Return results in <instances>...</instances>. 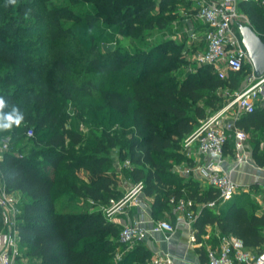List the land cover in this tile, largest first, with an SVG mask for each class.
<instances>
[{
  "label": "trees",
  "instance_id": "16d2710c",
  "mask_svg": "<svg viewBox=\"0 0 264 264\" xmlns=\"http://www.w3.org/2000/svg\"><path fill=\"white\" fill-rule=\"evenodd\" d=\"M185 1L191 2L45 0L47 36L33 38L30 35L39 31L34 26L6 20L4 9L12 5L6 6V0H0V98L6 101L4 113L15 104L24 116L19 127L0 131V136L11 135L9 148L1 152L0 185L9 193L21 192L26 196L18 203L16 227L19 251L31 264H114L118 252L122 256L117 258V264H149L153 254L148 246L139 242L127 249L119 238L123 225L104 213L110 199L121 194L117 181L105 170L111 161L109 150L118 144L123 152L119 155L121 161L130 162L127 173L131 180L143 181L144 193L153 199L151 212L155 220L167 212L175 221V204L171 199L191 198L205 203L195 215L198 234L207 224H217L221 232L236 235L245 246H259L263 250L264 216L250 215L234 200L239 194L230 205L220 206L213 186L206 184L200 190L198 183L172 170L173 164L190 162L181 151L182 141L194 132L201 119L222 107L223 96L217 94V89L226 80L220 79L210 65L183 58L184 43L171 36L145 49L138 46L137 41H142L147 29L168 28L169 22L163 15L168 6ZM156 6L160 13L154 12ZM27 11L22 5L18 21ZM239 11L247 14L264 41V6L242 0ZM82 21L98 28L106 22L100 30L113 45L108 51H100L95 44L89 53L90 63L118 83L121 90L110 93L106 111L90 108L82 114L98 125L120 124L122 130L114 136L107 135L108 140H84L81 133H67L63 124L57 123L51 104L31 89L14 88L17 83L28 84L42 76L47 68L42 51L57 48V43L71 33V25ZM3 35L16 37L7 41ZM75 44H79L77 36L65 43L72 54L77 53ZM58 63L62 65V61ZM242 72L229 76L234 87L238 86L236 81ZM238 124L247 133L263 131L264 99L257 103L254 112L244 114ZM30 129L33 136L26 140ZM227 144L234 145L233 139H228ZM77 145L80 152L75 150ZM253 146L257 159L264 156ZM67 160L72 161L69 168L87 170L91 180L79 181L75 176L67 182L63 180L67 173L63 164ZM212 201L215 205L209 206ZM4 226L0 207V230Z\"/></svg>",
  "mask_w": 264,
  "mask_h": 264
},
{
  "label": "built area",
  "instance_id": "2783aa9c",
  "mask_svg": "<svg viewBox=\"0 0 264 264\" xmlns=\"http://www.w3.org/2000/svg\"><path fill=\"white\" fill-rule=\"evenodd\" d=\"M195 1L198 5L196 16L206 26V30L205 48L199 50L193 56V60L199 65H210L220 79H228L231 74L243 71L245 64L251 62L241 34L236 29V25L243 17L239 11V3L242 0ZM252 1L264 6V0ZM263 89L264 77H257L252 66L243 87L234 91L231 98L221 108L207 116L194 132L183 139L181 151L185 156L191 158L197 151L204 156V162L175 165V171L186 176L195 175L202 179L217 190L219 198L223 201L233 198L240 188L233 180L231 173L223 167L225 144L228 139H233L237 160L243 161L246 158L248 133L239 126L238 121L244 114L254 112ZM29 134H33L32 130ZM124 164L130 166L128 160ZM144 187L145 183L138 181L133 184L126 195L120 198L112 197L104 209L105 215L113 220L118 213L123 212L132 197L142 192ZM171 201L175 204L176 211L188 221L195 219L194 212L189 210L184 199L174 200L172 198ZM134 204H140V202L137 201ZM208 205L214 206L215 201L209 202ZM0 207L5 225L0 233V245L2 246L0 264H13L20 255L17 220L12 216L16 213L17 207L10 199V193L2 185H0ZM173 230L174 225L166 219L154 222L149 228L137 222L128 223L123 226L119 238L120 242L130 249L144 240L146 235ZM218 238V245L210 247L207 251L208 264H264V249L257 254H252L245 249L243 241L233 235L219 234ZM121 256V252L116 254L118 259ZM168 261L169 257L156 258L155 264H167Z\"/></svg>",
  "mask_w": 264,
  "mask_h": 264
},
{
  "label": "rangeland",
  "instance_id": "374dc122",
  "mask_svg": "<svg viewBox=\"0 0 264 264\" xmlns=\"http://www.w3.org/2000/svg\"><path fill=\"white\" fill-rule=\"evenodd\" d=\"M55 2H63V0H55ZM186 3V1H185ZM185 3H175L168 6L163 15L168 20V28L161 29L159 27H153L147 29L143 34L142 41H137L138 46L142 49L148 48L152 44L161 42L162 40L171 36L177 42L184 43L181 56L187 59L190 58L193 60V56L198 52L197 46L187 47L189 38H191L190 30L187 29V20L190 12L187 9H183ZM24 5L28 8V11L24 13L21 21H18L20 17L18 16L21 11V7ZM48 4L45 0H17L15 5L12 7L4 9V14H6V20H14L15 22H21L23 25H31L36 28L39 32L33 33L30 36L33 38H46L47 34L44 32L46 28L47 19L45 18V13L47 10ZM84 11L83 8L79 9ZM154 12L160 13L159 6H156ZM37 15V16H36ZM193 18V17H191ZM239 23H246L251 25L249 17L247 14H243V17L240 19ZM106 22L101 23V28L106 26ZM199 25V23L197 22ZM87 21H82L71 25V33L64 37L57 43V48L52 50L42 51V59L44 60L47 68L42 76H40L36 81L30 82L28 84L17 83L15 87H22L31 89L34 93L41 96L43 101H47L50 106L53 108L56 116L57 123L62 126V129H65L67 133L74 132L75 134L81 133L84 140H108L107 135L114 136L115 132H120L122 127L117 122L107 123L98 125L96 121L91 120L90 118L83 117L82 114H86L90 108L94 110L106 111L108 99L111 92H118L121 88L118 86V83L112 81L110 77L106 76L104 73L97 71L93 68L90 63V51L98 45L100 51H108L111 46V43L107 42V39L104 37V33L101 32V28L95 27ZM181 28V32L178 34L176 31ZM238 32V24L236 25ZM260 36L262 33L255 30ZM4 38L8 40H13L16 35H3ZM26 37L29 35H25ZM73 36L78 37L79 44H75V50L77 53L72 54L70 47H66L65 43L67 40H71ZM136 42V43H137ZM96 44V45H95ZM62 61V65H59L58 62ZM252 67L251 63H246L244 70L239 74L236 84L237 87L232 85V80L226 79L224 85L217 89V94L223 96L222 104H225L233 94L234 91L243 87L245 84L247 74L249 69ZM264 99V89L261 94L260 100ZM68 100V101H66ZM215 112V111H214ZM105 112H103L104 114ZM209 113L207 116L212 114ZM112 114H115L112 112ZM106 115V113H105ZM108 115V114H107ZM115 116V115H114ZM113 116V119H114ZM206 116V117H207ZM205 117V118H206ZM199 121V125L205 119ZM105 120V119H104ZM52 125V123H51ZM196 127V128H197ZM31 130V129H30ZM27 131L26 140L33 136ZM11 135H1L0 136V157L1 152L5 149H8V143L10 142ZM30 147L32 145H29ZM121 145L111 147L109 150V156L111 161L105 166L107 174H110L117 181V190L121 192L120 198L126 195L133 186L134 182L131 180L127 171L129 166H126L122 162L119 155L122 154ZM75 150L79 151L78 145L75 147ZM178 152V149L175 150ZM180 152V151H179ZM120 159V160H119ZM71 160H67L63 164V168L66 169V174L62 177L66 182L70 179L71 176H75L79 181L84 179L90 181V173L87 170H77L69 168L68 164H71ZM183 163L173 164L172 170L179 174L182 177H185L183 174L175 171V165H181ZM26 196L21 192L10 193V199L16 205V213H13L12 216L16 218L19 214L18 203L24 200ZM152 197L147 196L144 191L136 194L130 202L139 201L142 205H146L151 202ZM128 202L127 205L130 204ZM126 205V206H127ZM124 207V209L126 208ZM128 208V207H127ZM124 211V210H123ZM155 257L149 261V264H155ZM119 260H114V264H117Z\"/></svg>",
  "mask_w": 264,
  "mask_h": 264
},
{
  "label": "crops",
  "instance_id": "0c3cea01",
  "mask_svg": "<svg viewBox=\"0 0 264 264\" xmlns=\"http://www.w3.org/2000/svg\"><path fill=\"white\" fill-rule=\"evenodd\" d=\"M190 1L191 2L186 3L185 6L183 5L181 9L182 11L183 9H187L190 12V18L186 19V28H189L191 38H189L186 45L187 47L197 46L199 51L205 48L204 34L206 26L196 16L198 7L197 2L195 0ZM180 32L181 28L176 31L178 34ZM253 145L257 148L258 154L264 152V130L259 133H256V131L252 133L248 132L245 150L246 158L243 161L237 160V153L234 145L227 144L224 149L223 167L227 172L231 173L233 180L240 188V191L237 193L239 195H237L234 200H238L239 205H242L250 215L254 214L256 217L260 218L264 216V156L260 155V159H257L252 151ZM204 159V156L196 151L190 158V162L183 164L192 165L203 163ZM184 176L186 179L191 178L198 183V185H200V190H203L204 186L207 184L195 175ZM239 198H241V200ZM232 199L233 198L225 201L220 199L221 202H219V205L222 206L226 204L228 206L233 202ZM152 200L153 199L146 205L130 202L124 211L118 213L114 219L123 226L128 223L137 222L141 226L147 228L151 227L153 223L158 220H169L174 225V230L172 232L163 231L152 233L146 235L144 240L141 241L152 251V257H169L167 264H208V249L217 246L219 243L218 235L224 234L221 232L218 225L207 224L204 231L198 234L197 228L194 225L195 219L193 221H188L183 215L178 213L176 209L174 212L176 216L175 221L168 216L167 212H165L163 217L155 220L151 212ZM186 202L189 210L193 211L194 215H197L200 209L205 205V203L195 201L191 198ZM262 227L261 233L264 236V225ZM2 231L3 229L0 230V233ZM228 234L237 237L232 233ZM1 249L2 246L0 245V252ZM245 249L252 254H257L262 251L259 250V246H245ZM13 264L31 263L24 257L23 253L20 252V255L17 256Z\"/></svg>",
  "mask_w": 264,
  "mask_h": 264
},
{
  "label": "water",
  "instance_id": "95a60500",
  "mask_svg": "<svg viewBox=\"0 0 264 264\" xmlns=\"http://www.w3.org/2000/svg\"><path fill=\"white\" fill-rule=\"evenodd\" d=\"M242 42L257 77H264V41L254 28L246 23H238Z\"/></svg>",
  "mask_w": 264,
  "mask_h": 264
},
{
  "label": "clouds",
  "instance_id": "9594fccd",
  "mask_svg": "<svg viewBox=\"0 0 264 264\" xmlns=\"http://www.w3.org/2000/svg\"><path fill=\"white\" fill-rule=\"evenodd\" d=\"M17 0H6L7 5H15ZM6 101L0 98V131H10L13 126L19 127L24 119L23 113L20 112L18 106L12 105L11 111L4 113Z\"/></svg>",
  "mask_w": 264,
  "mask_h": 264
}]
</instances>
